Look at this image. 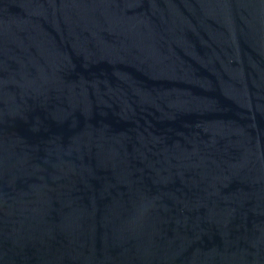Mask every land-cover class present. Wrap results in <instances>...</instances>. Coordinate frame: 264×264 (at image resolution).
I'll return each mask as SVG.
<instances>
[{
	"label": "water",
	"instance_id": "95a60500",
	"mask_svg": "<svg viewBox=\"0 0 264 264\" xmlns=\"http://www.w3.org/2000/svg\"><path fill=\"white\" fill-rule=\"evenodd\" d=\"M0 264H264V0H0Z\"/></svg>",
	"mask_w": 264,
	"mask_h": 264
}]
</instances>
